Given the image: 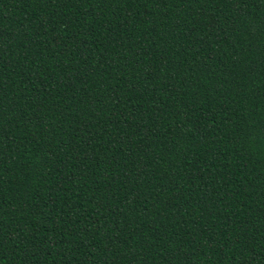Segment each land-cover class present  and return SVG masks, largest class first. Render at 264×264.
<instances>
[{
  "label": "trees",
  "instance_id": "obj_1",
  "mask_svg": "<svg viewBox=\"0 0 264 264\" xmlns=\"http://www.w3.org/2000/svg\"><path fill=\"white\" fill-rule=\"evenodd\" d=\"M0 264H264V0H0Z\"/></svg>",
  "mask_w": 264,
  "mask_h": 264
}]
</instances>
